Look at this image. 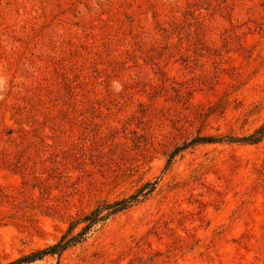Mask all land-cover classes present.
Segmentation results:
<instances>
[{
  "label": "rangeland",
  "instance_id": "374dc122",
  "mask_svg": "<svg viewBox=\"0 0 264 264\" xmlns=\"http://www.w3.org/2000/svg\"><path fill=\"white\" fill-rule=\"evenodd\" d=\"M263 126L264 0H0V264H264Z\"/></svg>",
  "mask_w": 264,
  "mask_h": 264
},
{
  "label": "trees",
  "instance_id": "16d2710c",
  "mask_svg": "<svg viewBox=\"0 0 264 264\" xmlns=\"http://www.w3.org/2000/svg\"><path fill=\"white\" fill-rule=\"evenodd\" d=\"M264 136V126L261 127L256 134H254L253 136H251L250 138H242L239 139V141H252V142H258L262 137ZM212 139V138H209ZM201 139L198 140H194V141H200ZM208 141H212V140H208ZM180 151V148H178L174 154ZM139 195H133L128 199H124L121 201H117L115 203L112 204H108L105 203L101 206L96 207L94 210H92L89 214L85 215L83 218L77 220L76 222H74L73 225H71V227L69 228L68 232H70V230H72L74 228L75 225L77 224H81V223H85L86 226L82 229V231L77 235V236H73L71 238H68L67 234H64L62 236V238L55 243L52 246H49L45 249H41L38 250L30 255H27L23 258H20L14 262H11L9 264H22V263H29V262H34L36 260H40L42 259L44 256L46 255H50V254H57L60 252L65 251L67 248L70 247V245H72L74 242L78 241V239L85 234V232L95 223L102 221L106 218V215H104V211L111 209V212H109L108 214H113L117 211L126 209L130 203L134 202Z\"/></svg>",
  "mask_w": 264,
  "mask_h": 264
}]
</instances>
